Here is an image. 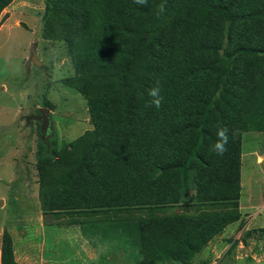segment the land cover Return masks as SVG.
Segmentation results:
<instances>
[{
	"label": "trees",
	"instance_id": "obj_1",
	"mask_svg": "<svg viewBox=\"0 0 264 264\" xmlns=\"http://www.w3.org/2000/svg\"><path fill=\"white\" fill-rule=\"evenodd\" d=\"M11 2L0 0V14ZM42 19L44 38L68 47L75 77L65 82L81 88L93 126L51 150L69 160L54 186L42 179L43 211L238 203L235 133L264 132V0H48ZM157 81L163 105L146 107ZM218 127L229 129L222 156L212 151ZM239 216L109 226L141 264H185ZM7 243L0 264H17Z\"/></svg>",
	"mask_w": 264,
	"mask_h": 264
},
{
	"label": "rangeland",
	"instance_id": "obj_2",
	"mask_svg": "<svg viewBox=\"0 0 264 264\" xmlns=\"http://www.w3.org/2000/svg\"><path fill=\"white\" fill-rule=\"evenodd\" d=\"M47 2L12 0L0 14V256L5 239L17 264H141L136 249L116 239L109 224L239 213L185 264H264V132L235 133L241 143L239 203L196 206L185 197L174 207L43 211L42 179L45 189L54 186L69 160L51 150L68 148L93 129L81 88L65 82L75 77L67 45L43 36ZM40 109L47 110L45 133ZM83 227L84 243L97 252L92 261L75 254Z\"/></svg>",
	"mask_w": 264,
	"mask_h": 264
},
{
	"label": "clouds",
	"instance_id": "obj_3",
	"mask_svg": "<svg viewBox=\"0 0 264 264\" xmlns=\"http://www.w3.org/2000/svg\"><path fill=\"white\" fill-rule=\"evenodd\" d=\"M134 3L139 6H147L148 0H134ZM165 11V3H161L157 9V16ZM149 101L146 103V107L161 108L164 102V96L162 95V88L159 81L156 85L148 90ZM217 140L212 145V151L217 155H224L227 151V145L229 143V129L227 127H218L216 131Z\"/></svg>",
	"mask_w": 264,
	"mask_h": 264
},
{
	"label": "crops",
	"instance_id": "obj_4",
	"mask_svg": "<svg viewBox=\"0 0 264 264\" xmlns=\"http://www.w3.org/2000/svg\"><path fill=\"white\" fill-rule=\"evenodd\" d=\"M232 224H234V223H232ZM232 224H230V225H232ZM226 228L224 230H226ZM224 230L222 233H224ZM82 236H84V234H82V229H81L80 241L77 243V245H75V254L80 258V260L82 259L84 261L86 259V260L92 261V260L97 258V252L95 251V249H93V247L91 245L89 246V245H86L84 243V239H83L84 237H82ZM212 241H210L208 244L210 245L211 243H213ZM87 242H88V240H87ZM16 262H17V260H16ZM45 264H50V262L47 261V262H45Z\"/></svg>",
	"mask_w": 264,
	"mask_h": 264
},
{
	"label": "water",
	"instance_id": "obj_5",
	"mask_svg": "<svg viewBox=\"0 0 264 264\" xmlns=\"http://www.w3.org/2000/svg\"><path fill=\"white\" fill-rule=\"evenodd\" d=\"M46 112H47L46 109H40V112H39L40 114L39 120L42 121V130L44 133L46 132V128L48 126V118L45 116Z\"/></svg>",
	"mask_w": 264,
	"mask_h": 264
}]
</instances>
